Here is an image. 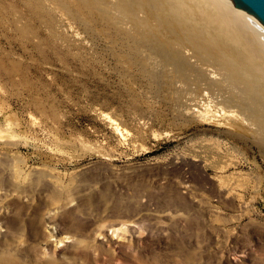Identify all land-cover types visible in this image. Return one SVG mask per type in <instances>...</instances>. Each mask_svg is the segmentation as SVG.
Returning a JSON list of instances; mask_svg holds the SVG:
<instances>
[{
	"label": "rangeland",
	"instance_id": "rangeland-1",
	"mask_svg": "<svg viewBox=\"0 0 264 264\" xmlns=\"http://www.w3.org/2000/svg\"><path fill=\"white\" fill-rule=\"evenodd\" d=\"M118 1L0 0V264H264V139L200 0Z\"/></svg>",
	"mask_w": 264,
	"mask_h": 264
},
{
	"label": "bare ground",
	"instance_id": "bare-ground-1",
	"mask_svg": "<svg viewBox=\"0 0 264 264\" xmlns=\"http://www.w3.org/2000/svg\"><path fill=\"white\" fill-rule=\"evenodd\" d=\"M200 2L204 14L201 22H206L208 24V32L215 31L218 35V38L214 40L209 38L207 33H203L200 35V39L204 42H210L213 44L212 46L214 48L216 47L219 51H224L222 59H225V63L219 62L218 60L217 67L218 69L224 68L228 70V72L234 76L233 80L243 82L242 89L247 94V97L241 102L246 101L248 103L250 113L253 117L252 123L257 126V132L259 135L261 133L264 139V97L257 96L258 91L264 88V71L259 64L249 63L247 59L241 55V49L252 51L253 47H250L249 43H242L245 38L243 33L245 32L235 27L241 28V25L248 27V30L254 35L255 41L260 45L262 53H264V38L260 35L259 42L257 38L259 32L254 23L248 19V16L245 15L242 10L233 8L228 0H200ZM115 5L122 6L128 5V3L124 0H120ZM156 7L157 4L153 2L152 8L154 9ZM162 7L168 10L171 16L169 20L177 24H179L183 14L186 18L190 16V13H192V17L195 15V11L192 8L183 10L179 3L172 0L168 3V6L162 4ZM125 10L120 12L124 13ZM160 21H163V18H160ZM244 22H248L253 28H250L248 23L247 25L244 24ZM231 23L235 29H231ZM187 34L188 31L186 35ZM197 41L199 45H202V41ZM206 48L207 45L205 44L201 50ZM238 94H241V92ZM237 105L241 106L240 104ZM224 113L226 114L227 112L225 111ZM235 114H237V112H232V115Z\"/></svg>",
	"mask_w": 264,
	"mask_h": 264
},
{
	"label": "water",
	"instance_id": "water-1",
	"mask_svg": "<svg viewBox=\"0 0 264 264\" xmlns=\"http://www.w3.org/2000/svg\"><path fill=\"white\" fill-rule=\"evenodd\" d=\"M233 2L256 16L264 24V0H233Z\"/></svg>",
	"mask_w": 264,
	"mask_h": 264
}]
</instances>
